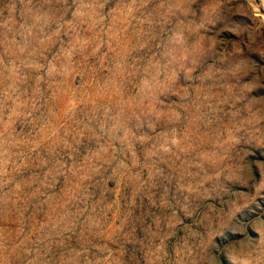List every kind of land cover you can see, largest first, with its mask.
<instances>
[{
    "label": "rangeland",
    "instance_id": "374dc122",
    "mask_svg": "<svg viewBox=\"0 0 264 264\" xmlns=\"http://www.w3.org/2000/svg\"><path fill=\"white\" fill-rule=\"evenodd\" d=\"M0 264H264V0H0Z\"/></svg>",
    "mask_w": 264,
    "mask_h": 264
}]
</instances>
